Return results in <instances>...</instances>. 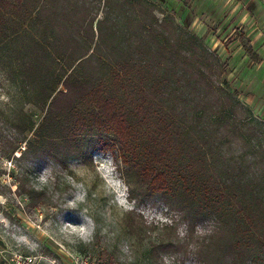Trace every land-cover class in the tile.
<instances>
[{"label":"trees","instance_id":"1","mask_svg":"<svg viewBox=\"0 0 264 264\" xmlns=\"http://www.w3.org/2000/svg\"><path fill=\"white\" fill-rule=\"evenodd\" d=\"M97 1L92 14L85 0H0V51L18 45L20 83L46 108L38 149L59 162L95 138L128 185L181 215L199 264H264V166L248 161L261 150L234 152L251 119L218 84L225 65L156 29L147 0Z\"/></svg>","mask_w":264,"mask_h":264},{"label":"rangeland","instance_id":"2","mask_svg":"<svg viewBox=\"0 0 264 264\" xmlns=\"http://www.w3.org/2000/svg\"><path fill=\"white\" fill-rule=\"evenodd\" d=\"M85 1L95 14L99 1ZM147 1L167 26L156 29L172 38L173 24L225 65L218 84L251 119L234 152L260 148L248 161L264 166V0ZM19 52L0 51V264H164L163 256L199 264L181 215L128 185L127 166L95 138L80 139L83 155L60 163L38 149L46 108L35 86L20 83ZM208 228L198 224L196 235ZM167 239L171 248L160 250Z\"/></svg>","mask_w":264,"mask_h":264},{"label":"clouds","instance_id":"3","mask_svg":"<svg viewBox=\"0 0 264 264\" xmlns=\"http://www.w3.org/2000/svg\"><path fill=\"white\" fill-rule=\"evenodd\" d=\"M162 259L164 261V264H171V260L168 256H163Z\"/></svg>","mask_w":264,"mask_h":264}]
</instances>
